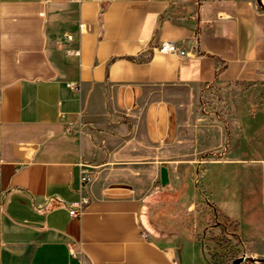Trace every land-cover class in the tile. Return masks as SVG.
Here are the masks:
<instances>
[{
    "label": "crops",
    "instance_id": "0c3cea01",
    "mask_svg": "<svg viewBox=\"0 0 264 264\" xmlns=\"http://www.w3.org/2000/svg\"><path fill=\"white\" fill-rule=\"evenodd\" d=\"M0 98V264H209L219 233L264 254L257 0H0Z\"/></svg>",
    "mask_w": 264,
    "mask_h": 264
},
{
    "label": "built area",
    "instance_id": "2783aa9c",
    "mask_svg": "<svg viewBox=\"0 0 264 264\" xmlns=\"http://www.w3.org/2000/svg\"><path fill=\"white\" fill-rule=\"evenodd\" d=\"M67 39H73L74 36L71 34H68ZM154 49H157L161 52L164 53H174V54H178L180 56H185L187 53L181 48L179 47L175 42L173 41H165L162 42L161 44H158L154 47ZM74 54L79 55L80 54V50H74ZM68 85L70 87H74L75 83L74 82H70L68 83ZM1 101V98H0ZM1 157H0V171H1ZM79 166H80V193H81V197L78 201L71 203L68 206L69 209V213L71 216L73 217H80L84 210L86 209V207L90 204V197L88 194H86L85 192V187L93 180L94 178V173L91 170V165L88 164L87 162H85L84 160L80 159L78 162ZM51 206L50 202L48 201L46 204L44 205H38V209L39 210H46Z\"/></svg>",
    "mask_w": 264,
    "mask_h": 264
},
{
    "label": "rangeland",
    "instance_id": "374dc122",
    "mask_svg": "<svg viewBox=\"0 0 264 264\" xmlns=\"http://www.w3.org/2000/svg\"><path fill=\"white\" fill-rule=\"evenodd\" d=\"M209 90V89H208ZM214 91L211 89L206 93V101L210 102L211 96ZM216 99V97H213ZM213 236V244L208 246L206 253V259L209 264H233L234 261L244 255L254 256L257 258H264V254H247L242 251L241 248L231 246V238L224 233L218 235L211 234ZM242 264H264V263H242Z\"/></svg>",
    "mask_w": 264,
    "mask_h": 264
},
{
    "label": "water",
    "instance_id": "95a60500",
    "mask_svg": "<svg viewBox=\"0 0 264 264\" xmlns=\"http://www.w3.org/2000/svg\"><path fill=\"white\" fill-rule=\"evenodd\" d=\"M258 4L264 10V3L262 0H257ZM161 182L163 185H167L169 183L168 170L165 166L161 168ZM242 263H264V258H257L254 256L244 255L237 258L233 264H242Z\"/></svg>",
    "mask_w": 264,
    "mask_h": 264
},
{
    "label": "trees",
    "instance_id": "16d2710c",
    "mask_svg": "<svg viewBox=\"0 0 264 264\" xmlns=\"http://www.w3.org/2000/svg\"><path fill=\"white\" fill-rule=\"evenodd\" d=\"M225 67V64L224 63H219L218 64V68H217V71H216V74L218 75L220 73V71ZM229 83H226L223 87H226L228 86ZM214 84H207L206 87H205V90H208V89H214ZM221 89H222V86L221 87H218L217 90L214 89V93L217 95L218 99L221 100L222 99V92H221ZM210 102H207L206 100L203 101V105H209ZM219 118L221 120H224L222 117L219 116ZM225 121V120H224ZM227 125V128H228V123H226Z\"/></svg>",
    "mask_w": 264,
    "mask_h": 264
}]
</instances>
